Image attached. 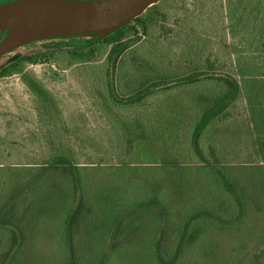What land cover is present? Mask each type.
<instances>
[{
	"label": "rangeland",
	"instance_id": "obj_1",
	"mask_svg": "<svg viewBox=\"0 0 264 264\" xmlns=\"http://www.w3.org/2000/svg\"><path fill=\"white\" fill-rule=\"evenodd\" d=\"M260 15H264V0H162L143 16L147 31L132 24L136 32L123 42L130 48L115 73L107 60L113 45L97 43L84 61L72 59L65 50L38 63L23 61L11 75L0 77V219L5 223H0V264H66L65 251L57 248L59 238L55 239L61 222L56 214L65 207L52 201L62 164L54 166L51 160L58 155L71 152L97 202H107V197L124 204V184L144 185L145 192L153 193L166 175L162 152L174 155L182 168H193L188 182H196L198 176L207 178L208 174L197 173L201 166L188 140L189 119L197 109L193 102L201 86L184 84L183 77L203 70L233 73L239 57L254 60L260 69L257 73H264V55L257 50L260 26H264ZM45 43L17 53H43ZM34 82L48 100L33 90L29 83ZM112 83L119 98L111 95ZM163 83L171 86H161L141 104L124 106L125 96ZM202 86V91L210 90ZM246 109L245 102L239 101L228 122L233 123L232 132L220 128L211 141L223 142L221 165L226 161L238 187L247 188V215L242 224L204 222L198 241L175 264H260L258 257H264V243L260 251L257 243L263 226L258 205L264 163L247 128ZM132 190L140 196V188ZM202 191L195 208L211 209L218 203L217 210L226 214L229 203L218 201L220 187L208 184ZM180 198L166 195V207L176 206ZM115 212L123 217L124 207ZM102 214L112 212L85 209L79 217L83 221L78 229L84 235L75 250L79 264H100L105 253L103 264H160L153 256L157 252L153 227L158 222L154 210H136L131 219L135 226L129 225L125 236L122 230L105 245L108 248L98 243L97 232L104 230L107 221ZM172 214V226L178 229L180 217ZM89 232L97 233L90 242ZM168 244L160 251L163 255L169 251Z\"/></svg>",
	"mask_w": 264,
	"mask_h": 264
},
{
	"label": "trees",
	"instance_id": "obj_2",
	"mask_svg": "<svg viewBox=\"0 0 264 264\" xmlns=\"http://www.w3.org/2000/svg\"><path fill=\"white\" fill-rule=\"evenodd\" d=\"M146 12H148V10ZM144 14L129 22L116 33L105 39L81 35L70 38L57 37L32 42L27 45V47L38 42H46L42 46L45 52L40 53V51H37L34 54L26 52L25 54L20 53L19 56L15 54L17 56H12L14 60L0 71V77L11 75L14 69L23 61L33 64L38 63L46 60L50 56H54V54L58 52H65V50L72 59L84 61L88 58V52L93 54L94 46L97 43L113 45L107 60L111 71L115 73L119 59L130 48L129 44H123V42L136 32V28L132 27V24L137 23L142 25L144 31H147L149 28L148 22L143 19ZM243 18L244 16L239 17L238 22ZM260 18L263 19L264 15H260L258 19ZM257 24H259V22ZM5 33V31L0 32V41L4 38ZM259 45L257 50L260 54L264 55V26H260ZM262 63L264 66V61ZM257 68L258 64L255 63L254 60L250 62L249 59L239 57L236 70L233 73H209L203 70L198 73L188 74L186 77H183L184 80L182 79L185 81L184 84L192 85L197 83L200 78H204V86H210L209 91H203L202 98L204 104L202 112L200 114L198 105V114L194 118V121L191 122L188 134L191 150L197 158L199 166H201L196 168L197 173L201 172L208 174L207 178L209 179H202L198 176L196 182H188V175L190 176L193 168H182L179 164V160L174 155L172 156L170 154L169 157L168 152H162L163 158L161 162L164 166L166 175L165 179H160L157 182L159 185L158 189L155 187L153 193H148L145 192L144 185L132 186L124 184V204L120 202L119 199L108 200L107 197L105 198L107 203L110 204V210L109 207L98 206V202L95 198L92 199L93 191L88 189L84 183L81 167L75 164L74 157L71 155L70 151L53 158L51 160L53 163L52 165L62 164V167L59 169L61 175H59L60 179L56 185V189L53 187L55 192L52 196V201H60L65 207L63 211L67 212L66 215L68 216L62 217L61 219V221H64L63 225L65 228L68 229L69 232L74 231L77 226H81L79 221L83 220H79V217L83 210L86 209L90 211L100 208L101 210L112 212L109 216L102 214L101 217H106L107 221L103 222V225H105L104 231L107 232V237L113 241L119 237L122 230H124V236L129 233V225L135 226L131 219L136 217V210L143 211V209H152L156 215L155 219L158 221L154 223L153 227L152 240L154 241L153 243L156 244L154 249L157 248L155 249L157 252H155L153 256L160 264H175L184 255V250L198 241L204 222L216 224L218 226L227 222L242 224L248 212L247 199L249 195H246L247 188L238 187L239 183L235 179H232L230 175L231 167L226 164L224 158V165H221V157L223 155L220 153L219 147L223 142L219 141L214 144L211 141V137H213L220 128H224L228 133L232 132L233 123H228L229 119L232 117L231 111L239 101L243 100L247 106V128L254 138L253 144L256 147V152L260 160L264 163V73L258 74L257 72L260 69L258 70ZM29 84H31V87L41 99L48 100L47 93L39 87V85L35 84V82ZM212 85H214L213 88H211ZM161 86H166L168 88L171 85H169V83L153 84L134 94L125 96L122 102H124V106L141 104L143 100L157 93ZM110 89L111 95L114 98H119L114 83L111 84ZM133 141V139H131V141L129 140L128 144H133ZM224 141H226V139H224ZM48 168L49 166L46 167V170H48ZM128 170L133 169L129 168ZM61 180H63V182ZM261 181L263 189L258 208L263 219V226L257 235L259 251L264 243V177ZM208 184L218 186L222 189L218 201L224 202L222 204L225 206L229 203L228 206H226V214L217 210L218 203H213L211 209L205 206L195 208L194 203L198 201L197 196H202L203 186H207ZM133 188L141 189L139 197L134 195L135 192L132 190ZM197 188L201 190L198 191ZM62 191L64 192L62 193ZM171 193H174V196H181V198L178 204L176 203V206L168 208L165 205V197L166 195H171ZM195 193H197L196 196H194ZM126 195L127 197H125ZM123 207L124 216L122 217L115 211ZM226 207L224 208L226 209ZM230 207L232 209L231 211H233L232 216L226 219ZM5 208H7V206L1 207V214ZM174 212L177 213L175 215L176 217H180L177 223L178 229L172 226V217H174L172 213ZM123 218L124 221L122 222L121 219ZM0 223L5 224L1 219ZM87 228L90 229V223ZM172 228L174 230H172ZM168 242L171 243L168 244ZM165 243L168 244L169 247L167 255L160 253ZM106 254L107 253L101 257L100 264H103L102 259L106 257ZM64 256L66 264H79L75 249H73V244L70 245L69 249L65 250ZM258 258H262L260 264H264L263 255Z\"/></svg>",
	"mask_w": 264,
	"mask_h": 264
},
{
	"label": "water",
	"instance_id": "obj_3",
	"mask_svg": "<svg viewBox=\"0 0 264 264\" xmlns=\"http://www.w3.org/2000/svg\"><path fill=\"white\" fill-rule=\"evenodd\" d=\"M161 1L11 0L0 4V32H6L0 58L43 39L81 35L105 39ZM13 60L2 63L0 71Z\"/></svg>",
	"mask_w": 264,
	"mask_h": 264
},
{
	"label": "crops",
	"instance_id": "obj_4",
	"mask_svg": "<svg viewBox=\"0 0 264 264\" xmlns=\"http://www.w3.org/2000/svg\"><path fill=\"white\" fill-rule=\"evenodd\" d=\"M199 83H200V86H201L200 87L201 92L198 93L199 95L197 96L196 100H194V102H193V105L196 106L197 109H196L195 115L193 117L192 116L190 117V119H189L190 122L194 121V118L198 114V105H199L200 114H201L202 109H203V104H204V101H203V98H202L203 97V91H202V89H203V86H202L203 78H200V80L197 83L192 84V85L195 86V85H198ZM61 181L63 182V180H61ZM52 192H53L52 195H54L55 190H53ZM63 192L64 191H62V193ZM94 193L95 192H92V195H95ZM89 205H90V203H89ZM97 205L100 206V207H107L110 204L107 203V202H98ZM66 213L67 212L63 211L62 213H58L56 215L60 216L61 219H62V217H67L68 216V215H66ZM63 222L64 221H61L59 223L60 228L56 231L57 234L54 231L52 232V234L55 233V239H56V236L59 238L58 241H57L58 242L57 248L63 249L65 251V250L69 249L71 244H73V249H75V250L79 249L80 246L78 244L84 242L83 241L84 235L82 234L83 232H79L78 226H77V228L74 231L69 232L68 229H66L65 226L63 225ZM97 233H99L98 236L100 238V241L98 243L102 242L104 246L106 244L112 243V240L109 239V237H107V232H105L104 230H98ZM96 234L89 232L88 235H87V240L90 242L96 236ZM81 235H82V237H81ZM105 248H108V247L105 246Z\"/></svg>",
	"mask_w": 264,
	"mask_h": 264
},
{
	"label": "flooded vegetation",
	"instance_id": "obj_5",
	"mask_svg": "<svg viewBox=\"0 0 264 264\" xmlns=\"http://www.w3.org/2000/svg\"><path fill=\"white\" fill-rule=\"evenodd\" d=\"M6 2H9V0H0V4L6 3ZM27 45H29V44H27ZM27 45H25L24 47L20 48L19 50H21L23 48H26ZM19 50H14V51L9 52L5 57L0 58V60H4L3 62L7 61L8 59H10L15 54H20V53H17V51H19Z\"/></svg>",
	"mask_w": 264,
	"mask_h": 264
}]
</instances>
